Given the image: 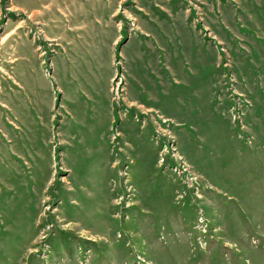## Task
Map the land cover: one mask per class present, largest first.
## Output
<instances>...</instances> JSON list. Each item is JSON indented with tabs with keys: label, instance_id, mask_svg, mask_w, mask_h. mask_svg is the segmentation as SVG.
Listing matches in <instances>:
<instances>
[{
	"label": "rangeland",
	"instance_id": "1",
	"mask_svg": "<svg viewBox=\"0 0 264 264\" xmlns=\"http://www.w3.org/2000/svg\"><path fill=\"white\" fill-rule=\"evenodd\" d=\"M0 264H264V0H0Z\"/></svg>",
	"mask_w": 264,
	"mask_h": 264
}]
</instances>
